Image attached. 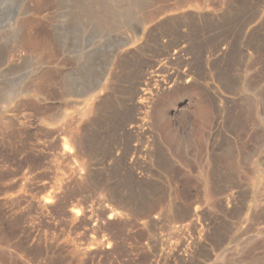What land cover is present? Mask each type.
Masks as SVG:
<instances>
[{
  "label": "rangeland",
  "instance_id": "374dc122",
  "mask_svg": "<svg viewBox=\"0 0 264 264\" xmlns=\"http://www.w3.org/2000/svg\"><path fill=\"white\" fill-rule=\"evenodd\" d=\"M193 1L0 0V264H264V0Z\"/></svg>",
  "mask_w": 264,
  "mask_h": 264
},
{
  "label": "bare ground",
  "instance_id": "6f19581e",
  "mask_svg": "<svg viewBox=\"0 0 264 264\" xmlns=\"http://www.w3.org/2000/svg\"><path fill=\"white\" fill-rule=\"evenodd\" d=\"M243 1V0H242ZM185 2H186V4L185 5H189V6H195V7H198L199 6V2L198 1H193V2H191V0H185ZM180 6V5H179ZM159 7V6H158ZM161 8V7H160ZM164 9V8H163ZM161 11V10H160ZM149 16V15H148ZM185 16V15H184ZM189 16V15H188ZM144 17V16H143ZM174 17V16H173ZM178 17V16H177ZM176 18V17H175ZM196 18V17H195ZM166 19V18H165ZM178 19V18H177ZM180 19H181V17H180ZM194 18H192V20H193ZM199 19V18H198ZM205 19V18H204ZM196 20V19H195ZM207 20V19H206ZM199 22V21H198ZM177 23V22H176ZM179 23V22H178ZM164 25V24H163ZM166 25H169V24H166ZM165 26V25H164ZM185 51V50H184ZM126 52V51H125ZM179 53H180V50L179 49H173L172 50V53L171 54H169V53H167L166 54V57L165 58H167V59H170V58H174V57H177L178 58V56H179ZM123 54V53H122ZM122 57H125L124 55L122 56ZM185 73V72H184ZM180 74V73H179ZM186 74V73H185ZM175 76H176V74H175ZM186 76V75H185ZM175 78V77H174ZM183 78V77H182ZM174 80V79H173ZM176 81L177 80H174V83H176ZM166 84V83H165ZM135 91H137V90H135ZM141 91V90H140ZM139 91V92H140ZM138 91H137V93H139ZM147 92V91H146ZM145 92V93H146ZM136 93V92H135ZM148 94V93H147ZM143 95H144V93H143V91H142V93H140V96H139V99H137L138 101V103H142V100H143ZM150 99V98H149ZM134 100V99H133ZM132 101V100H131ZM143 103H146V102H143ZM132 104V103H131ZM142 105V104H141ZM89 109H93V106H91ZM88 111V109H83L82 111H81V115L83 116L86 112ZM133 125L135 126V123H133ZM134 126H133V128H134ZM124 130V129H123ZM127 130V129H126ZM126 130H124V131H126ZM136 131H138L137 129H136ZM71 133H72V131H70ZM75 133L77 132V131H74ZM72 133L73 135H76L75 133ZM133 133V132H132ZM144 133V132H143ZM70 134V133H69ZM71 135V134H70ZM149 135V134H148ZM129 136V135H128ZM137 136V135H136ZM69 137H71V136H69ZM131 137V136H130ZM75 140H73V139H69V140H73V141H75L74 143L76 144V146H74V149H75V147L77 148V151L78 152H85L86 151V149L84 148V146H83V144L84 143H82V141H80L78 138H74ZM133 139V138H132ZM73 143V142H72ZM73 143V144H74ZM139 144V143H138ZM129 145V144H128ZM71 147H72V145H71ZM133 147V146H132ZM84 149H85V151H84ZM136 149V148H135ZM114 151V150H113ZM131 151H134V150H132L131 149ZM137 151V150H136ZM141 152V151H140ZM125 153V152H124ZM127 153H130V152H127ZM137 152H135V154H136ZM142 153V152H141ZM148 153V152H147ZM123 154V153H122ZM137 155V154H136ZM138 156V155H137ZM120 157V156H119ZM138 157H140V156H138ZM125 159V158H124ZM138 159V158H137ZM141 159V158H140ZM129 161V160H128ZM130 162V161H129ZM134 162H136V161H134ZM126 167V166H125ZM128 169H130V168H128ZM131 173V172H130ZM132 175H133V173H132ZM134 176V175H133ZM132 176V177H133ZM135 177V176H134ZM135 179V178H134ZM193 212V211H192ZM191 212V213H192ZM194 213V212H193Z\"/></svg>",
  "mask_w": 264,
  "mask_h": 264
}]
</instances>
